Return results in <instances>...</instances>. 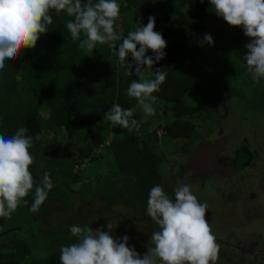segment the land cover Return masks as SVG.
Here are the masks:
<instances>
[{
    "label": "trees",
    "instance_id": "1",
    "mask_svg": "<svg viewBox=\"0 0 264 264\" xmlns=\"http://www.w3.org/2000/svg\"><path fill=\"white\" fill-rule=\"evenodd\" d=\"M207 2L166 0L155 28L167 42L166 55L155 61L151 50L145 54L155 61L150 69L151 79L156 71L167 73L160 91L153 95L166 104L162 113L171 117L161 126L162 134L168 139H189L195 131L182 96L190 89V81L200 77L188 51L198 34L194 20L206 16ZM118 3L120 14L131 13L133 21L139 16L147 18L156 9L154 0H122ZM182 4L186 10L180 8ZM50 15L53 22L48 31L40 35L36 46L24 49L13 61L6 60L5 69L0 71V135H14L19 127L28 129L26 135L33 137V147L29 151L34 162L30 169L49 174L54 186L47 198L60 200L62 207L71 210L70 214L74 216L72 219H69L71 215L55 216L53 220L59 228L45 230L42 228L45 218H41V213L34 214L28 205H20L10 219L0 218V237L12 234L15 239L13 249L0 252V264H60L61 247L77 242L70 235V226H88L91 208L98 207L96 200L103 201L106 209L114 204L133 209L147 206L150 189L159 184L162 173L154 145L157 137L146 133L149 124L134 112L137 100L127 95L130 82L137 77L131 55L126 57V62L132 64V68L127 69V66H121L118 56L107 44H98L92 53H87L79 47V40H72L67 30L66 22L73 18L54 10ZM146 25L143 22L140 26ZM122 26L123 30L118 33L122 37L135 30L130 24ZM83 38L81 34L80 39ZM121 42H115L117 47ZM218 48L228 61L235 59L225 44ZM52 51L57 55L54 56ZM126 70L132 75H125ZM230 72L235 74L234 69ZM113 104L133 111L132 118L140 124L138 132L130 133L104 120ZM57 128L63 129L74 147L69 149L65 143H58L54 148L43 147L41 133L55 132ZM109 134L113 137L107 152L114 158L117 169L102 174L98 181L85 178L79 170H74V163H79L82 158L92 161L102 157L92 153ZM43 161L45 164L42 165ZM34 194L33 190L26 198L34 199ZM87 195L90 196L88 201L85 200ZM75 198L82 203L77 208L71 206V200ZM84 203L86 209L81 208ZM43 210L41 206L38 212Z\"/></svg>",
    "mask_w": 264,
    "mask_h": 264
},
{
    "label": "clouds",
    "instance_id": "2",
    "mask_svg": "<svg viewBox=\"0 0 264 264\" xmlns=\"http://www.w3.org/2000/svg\"><path fill=\"white\" fill-rule=\"evenodd\" d=\"M215 14L231 26L241 27L245 36L251 38L245 45L244 60L247 72L254 83L264 80V0H207ZM203 2V0H202ZM65 13L72 40H79V47L92 53L98 44H107L122 67L132 68L126 62L131 55L136 64V75L127 88V95L135 98L146 116L155 115L153 104L167 73L156 71L154 79H144L142 71L151 69L155 61L166 55L167 46L162 34L155 31V18L149 16L146 26H139L122 37L114 25L120 16L117 0H0V71L5 61H13L24 49L34 48L41 34L52 24L51 11ZM81 34L84 38L80 39ZM118 47L116 41H121ZM203 40L209 45L213 37L205 34ZM139 46V47H138ZM151 50L155 54L146 56ZM147 67H144V66ZM143 68V70H142ZM125 75H132L131 71ZM131 109L119 104L111 105L104 120L119 125L128 132L139 131L140 124ZM28 129L19 127L14 135H0V218L10 219L17 208L26 204V197L34 190L30 211L36 213L47 199L53 183L47 172L40 184H36L30 171L34 157L30 153L33 137L26 135ZM39 139V136L36 137ZM174 199L161 185L150 189L146 214L156 225L147 252L141 255L128 245L129 237L114 238V229L108 222V231L93 230L88 226L72 225L69 230L77 242L62 246L60 264H216L219 245L206 219L207 202H200L189 185L173 188Z\"/></svg>",
    "mask_w": 264,
    "mask_h": 264
},
{
    "label": "rangeland",
    "instance_id": "3",
    "mask_svg": "<svg viewBox=\"0 0 264 264\" xmlns=\"http://www.w3.org/2000/svg\"><path fill=\"white\" fill-rule=\"evenodd\" d=\"M117 2H122V0H117ZM165 4L166 0H154L156 9L152 11L149 16L155 18V28L162 16ZM206 7V16L202 19L197 17V19L194 20L198 34L188 51L192 58L193 66L198 69L200 77L198 80L190 81V89L182 96L183 104L185 107L187 106L186 109L190 111V120L195 124V131L192 137L189 139H168L162 134L161 126L171 119L169 114L164 115L162 113L165 108V103L163 101L156 99L153 104L155 115L146 116L138 102L134 107V112L140 114V118L143 122H148L149 125L146 128V133L151 134L150 136L155 135L157 137L154 144L155 152L159 156L160 166L163 169L175 166L176 160L182 156H186L193 146H197L200 141H208L211 143L217 137H224L226 142L228 141V144H223V146H225L223 148L221 147V149H218L216 152L217 155L220 156L219 163H222L226 168L228 167L226 172H230V168L237 169V167L242 165L243 175H249L251 172L256 174L255 169L262 170L263 166L257 165L258 162L255 165V169H249V166L250 164L252 165V154L259 155L257 149H264V80H261L258 84L254 83L247 72L246 62L243 57L247 51L245 45L250 42L251 38L245 36L241 27L231 26L224 21L222 17H218L215 14L210 1L207 2ZM180 8L186 10L185 5L183 4ZM149 16L147 18L139 16L133 21L131 13H128V15L120 14L114 25L115 31L117 34L120 33L123 30L122 24L125 23L130 24L136 29L143 22H146L147 24ZM205 34H209L213 37L214 43L212 45H209L203 40ZM224 44L227 46L231 55H234L233 57L235 59L232 62L228 61L226 59L227 56L218 48L219 45ZM53 55L56 56L57 53L53 52ZM144 67L147 66L145 65ZM231 69H234V75H231ZM142 74L144 79H151L150 69L143 70ZM139 79L140 77L137 76L133 80L138 81ZM92 81H94V79H92ZM217 99L219 102L216 103ZM43 113L45 116L46 109H44ZM241 117H243V119H241ZM242 129L243 132L241 133ZM254 134L257 137H254ZM41 135L43 138V147L54 148L58 143L67 144L69 149L74 147V143L67 140L65 137L66 135L61 128H57L55 132L44 131ZM112 137L113 136L110 134L109 136L107 135L105 140L100 144L99 149L92 153L96 156L100 154L102 156L100 159L89 161L88 158H82L79 163H74V170H79L85 178H93L95 181H98L102 174L117 169L114 158L112 159L107 152V147ZM231 152H233V156L232 158H229ZM242 161L243 164L241 163ZM43 164H45L44 161L42 162V165ZM30 171L33 175L34 181L40 183L43 179V173H41L39 169H30ZM251 194L250 191H247L245 196L250 197ZM261 196L264 197V194H261L260 197ZM85 198V200L88 201L90 196L87 195ZM226 199L228 200L227 196ZM230 199L231 197L229 200ZM26 200V205H28L30 210L33 199L26 198ZM95 203L98 204V207L91 208L92 210L88 215V220H90L88 226L93 228V230L102 228L104 231H108L106 225L108 222H111L114 229L110 234L114 238L120 239L125 235L128 236L129 230L134 228V231H131L133 234L130 236L132 237V240L137 239V241L143 239V236L146 233L145 230H157L155 227L149 228L144 222L143 227H141L140 224L138 226L133 211L134 209H131L129 206L114 204L111 205L109 209H106L103 207V201L96 200ZM229 203L230 202H223L222 213H217L222 215V219L214 217L213 220L215 223L211 220L209 225L212 226L214 223L216 224L215 226H224L225 224H228L227 222H233L231 223V230L235 232V238L228 241L235 245V247H239L240 245L237 244L236 240L240 238L238 226H240L239 221L242 217H239L240 215L238 212H236V214L233 213V215L231 214L234 206L232 203L228 206ZM243 204V206H245L247 202L244 201ZM80 205H82V203L78 198L71 200V206L73 208H77ZM41 206L44 207V210L36 213H41V218H45L44 225L42 226L45 230L56 229L58 227L59 224L53 220L55 216L67 215L68 217L71 215V210H65V208L62 207L61 201L58 199L47 198ZM81 208H87L85 203ZM244 212L245 210H243V213ZM73 216L74 214H72L69 219H72ZM75 219L78 222L79 215ZM223 221L227 222L225 223ZM135 223L137 226L136 228ZM262 224L264 225V221H262ZM246 227L252 230L254 227L261 226H257L256 224H253V222L246 224L243 222V231ZM215 230H217L216 227L214 228V233ZM63 237H65V235ZM149 241L144 240L141 242H132L131 240H128V244H131L132 246L134 245L135 248H137L136 251L142 257L143 254L147 252L148 246H151ZM14 244L15 239L12 234L0 237V252L13 249ZM219 262L220 261L217 260L216 264Z\"/></svg>",
    "mask_w": 264,
    "mask_h": 264
},
{
    "label": "flooded vegetation",
    "instance_id": "4",
    "mask_svg": "<svg viewBox=\"0 0 264 264\" xmlns=\"http://www.w3.org/2000/svg\"><path fill=\"white\" fill-rule=\"evenodd\" d=\"M254 137L257 136L254 134ZM225 143L228 144V141L226 142L224 137H217L211 143L200 141L197 146H193L186 156L178 158L175 166L164 169L161 167L162 173L159 185L163 186L173 199V188L175 186L189 185L200 202H207L206 219L208 223L211 220L214 222V217L221 218L222 215L217 213H222L223 202H230L228 206L232 203L234 209H232L231 214L238 212L239 217H242L239 221L240 226H238L240 238L236 240L240 246L235 247L228 241L235 238V232L231 230V223L233 222L223 221L228 223L224 226H215L214 222L212 226L217 228L215 233V227L210 225L214 236L217 235L215 236L217 244L221 245L218 252V261H220L218 264H264V225L262 224V221H264V197H260L261 194H264V149H257L259 155L252 154L251 157L252 165L250 164L249 169H255L257 162V165L263 166L262 170L255 169L256 174L251 172L249 175H243L242 165L237 169L230 168V172L227 173L228 167L226 168L222 163H219L220 156L216 152L221 147L223 148ZM232 156L233 152H231L229 158H232ZM241 163L243 164V161ZM247 191L252 193L250 197L245 196ZM117 192L120 194V188L117 189ZM230 197L231 201L229 200ZM244 201L247 202L245 206H243ZM146 207L142 206L133 210L137 225L140 224L143 227L144 222L149 228L155 227L158 230V225L147 216ZM243 210H245L244 213ZM243 222L245 224L253 222V224L261 227H254L252 230L246 227L243 231ZM136 223L135 228L137 227ZM131 231H134V228L129 230V240L141 242L144 240L149 241L151 233L156 230H148L149 232L145 230L146 233L141 241H139L140 239L138 241L137 239L132 240L130 235L133 233Z\"/></svg>",
    "mask_w": 264,
    "mask_h": 264
}]
</instances>
